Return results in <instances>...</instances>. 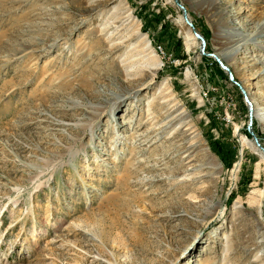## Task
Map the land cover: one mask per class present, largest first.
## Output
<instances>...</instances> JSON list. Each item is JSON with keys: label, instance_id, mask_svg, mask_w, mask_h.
Instances as JSON below:
<instances>
[{"label": "rangeland", "instance_id": "1", "mask_svg": "<svg viewBox=\"0 0 264 264\" xmlns=\"http://www.w3.org/2000/svg\"><path fill=\"white\" fill-rule=\"evenodd\" d=\"M262 20L264 0H0V264H264L241 146L264 149Z\"/></svg>", "mask_w": 264, "mask_h": 264}, {"label": "bare ground", "instance_id": "2", "mask_svg": "<svg viewBox=\"0 0 264 264\" xmlns=\"http://www.w3.org/2000/svg\"><path fill=\"white\" fill-rule=\"evenodd\" d=\"M109 2V1H108ZM106 4V3H105ZM107 6V5H106ZM183 21H184V23L186 24V26H187V28H186V32H188L189 34H190V37H191V39L194 41L195 39H198L199 41H200V48L202 49V48H204V46H205V41H204V46H202V44H201V38H203L200 34H198L197 32H195V31H192V29H191V27L189 26L190 24H191V22L188 20V18H187V15H186V13H184V11H183ZM109 19H114V17H111V18H109ZM116 19V18H115ZM181 20V19H180ZM112 21V20H111ZM115 21V23H116V20H114ZM109 23V22H108ZM117 23H119V21L117 22ZM113 24V23H112ZM261 25H264V20H262L261 21V23H260V26ZM191 26H192V24H191ZM191 30H190V29ZM261 28V27H260ZM118 30V29H117ZM191 31L193 32V34L191 33ZM104 32V31H103ZM198 34V35H200L201 36V38H198V37H200V36H198V37H196V35L195 34ZM112 34V33H111ZM111 34H109V37L107 38V41L108 40H110L108 43L109 44H107V46H105V52H106V59L108 58H111V60H115L116 59V53H120L121 51H122V49L123 48H125V47H127L128 46V43L127 42H125V41H122L121 39H119L117 42L115 41V39L114 40H112V35ZM108 36V35H107ZM122 36V35H121ZM196 38H195V37ZM119 38V37H118ZM193 38H195V39H193ZM248 38V37H247ZM204 40V39H203ZM37 41H39V40H37ZM189 41H191V40H189ZM249 40H246L245 41V43H247ZM34 43H36V42H34ZM29 44H31V43H28V45L27 46H29ZM35 48V47H34ZM234 52H233V56H236V55H239L240 54V48L238 47V46H236V48L233 50ZM99 54V53H98ZM129 54V53H128ZM216 56H217V58L220 60V58H219V55L218 54H216ZM214 58L216 59V57L214 56ZM129 59V57L127 56L125 59H123V62H125V61H127ZM217 60V59H216ZM126 63V62H125ZM130 64V63H129ZM249 64V63H248ZM127 65V64H126ZM158 65H159V63L158 62H156L155 63V67H158ZM130 66V65H129ZM224 68V70H226L229 74H231L230 73V70L228 69V68H226V67H223ZM258 75H260V73H258ZM232 76V75H231ZM250 80V78L248 77V79H247V81H249ZM251 84H249V86H250ZM135 91L136 90H125V91H123V92H120L119 94H117V95H115L116 96V98H115V101L112 103V107H111V110H110V113H111V115H112V117H113V119H114V111L115 110H118V108L127 100V99H129V98H131L132 96L134 97V93H135ZM241 91H243L244 92V90L241 88ZM245 93V92H244ZM135 97H137V94H135ZM152 100L151 101H149V105L147 104L146 106H150V103L152 104V102H153V100L155 99V98H151ZM137 102L136 103H140V100L139 99H137L136 100ZM246 101H247V99H246ZM252 102V101H251ZM253 103V102H252ZM250 104V103H249ZM254 104V103H253ZM251 109V108H250ZM121 109H119V111H120ZM149 110V109H148ZM254 110V117H257V116H263L264 114L263 113H258V111H257V109L256 108H254L253 109ZM252 110H250V112H251ZM152 118H155L154 116H152L153 115V113H150L149 114ZM150 117V118H151ZM142 120L144 121V122H142ZM111 123H112V125H111V127H112V130H113V127H116V126H114V123L111 121ZM136 125H132V116L129 118V119H127V120H123V121H121V123L119 122H117V127L116 128H118L117 129V131L118 130H120V128L121 129H124V127H126L127 129H128V127H141V126H146V127H150L149 129H146V130H144V131H142L139 135H137V133L139 132V131H135L134 130V132H132V134H130L129 135V137H130V140H132V139H137V138H140V139H138L137 141H139V143H138V146L139 147H142L143 145H144V143L146 142V141H148V142H150V137H149V135H148V131H153V130H155V128L154 129H152L153 127H151V125L149 124V119H143L142 117H140V118H138L137 119V121H136V123H135ZM164 131V130H163ZM135 135H137L136 137H135ZM136 144V143H135ZM245 145H247L249 148H251L252 150H253V152L256 154V155H258V157L260 158V160H261V162H264V149L259 145V143L257 142V141H252V140H249L248 138H246L245 136H242V138H241V146H245ZM143 160V159H142ZM141 160V161H142Z\"/></svg>", "mask_w": 264, "mask_h": 264}, {"label": "water", "instance_id": "3", "mask_svg": "<svg viewBox=\"0 0 264 264\" xmlns=\"http://www.w3.org/2000/svg\"><path fill=\"white\" fill-rule=\"evenodd\" d=\"M189 26L191 27L192 31H195L194 27L191 26V24H190ZM195 32H196V31H195ZM195 35H196V37L200 36V35H198L197 33H196ZM198 38H201V36L198 37ZM200 40H201V44H202V46H204V40H203V38H201ZM203 49H204V48L201 49L202 52H203ZM229 75H230V77H232L231 74H229ZM238 87L240 88V86H238ZM240 90H241V88H240ZM241 92H242L243 94H245L243 91H241ZM244 97H245V101H246V96H244ZM252 119H253V118H252L251 113H250V111H249V124H248L249 127L252 125ZM249 127H247V130H248V132H249L251 138L254 139V140H256V139H257L256 136L251 132V130H250Z\"/></svg>", "mask_w": 264, "mask_h": 264}]
</instances>
